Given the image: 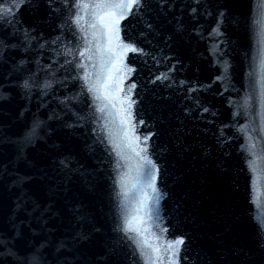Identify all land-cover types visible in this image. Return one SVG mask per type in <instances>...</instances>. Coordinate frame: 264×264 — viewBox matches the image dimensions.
<instances>
[{
	"label": "snow or ice",
	"instance_id": "1",
	"mask_svg": "<svg viewBox=\"0 0 264 264\" xmlns=\"http://www.w3.org/2000/svg\"><path fill=\"white\" fill-rule=\"evenodd\" d=\"M145 0H80V3L76 6L83 12V16L80 13H77L73 19V22L80 26L81 31H85L81 21L84 19V16H88L90 19L88 21V27L92 30L91 36L92 40L95 41L94 44L86 41V46L83 51L79 52L81 58H86L89 61H97L92 63L91 67L97 69L96 79L93 80L92 76L89 75L87 68L89 65L79 64L77 67L85 69L83 77H81L88 86V92H94L97 94L96 98L98 100L106 101L103 107L99 108L100 112H104L106 108L111 107L118 109L117 116L118 120L115 121L121 129V140L122 141H131L140 145L141 141L139 137H136L134 134L133 127V115L132 107L134 101L130 96H121V93L125 92V88L122 86L124 79L128 76L129 73L135 72L136 69L125 64L124 60L128 53H143V49L136 46L134 43L125 42L120 35V23L122 20L127 19L134 11H139L143 8ZM8 13L12 12L11 8L7 9ZM223 15V13H221ZM6 20L7 18L4 17ZM151 25H149V28ZM25 40L28 41V47H31V41L37 40L36 36H31L30 33L25 29L24 30ZM38 43V40H37ZM55 43V41H53ZM91 44V46H88ZM8 45L3 38H0V48H6ZM40 48H43V44H39ZM28 51V48H25V52ZM26 61H20L22 66ZM67 63H71L68 61ZM61 67H64L61 65ZM31 78L23 79L20 87L25 90H30L32 84L30 83ZM157 79H167L166 75L157 77ZM49 84H45L44 87H49ZM4 85L0 84V91L3 90ZM131 88H135V84L131 85ZM131 89H129L130 91ZM207 111V109H205ZM141 123H143L141 121ZM74 125H69L73 127ZM33 132L24 138L26 142L30 141L31 136L34 135ZM147 137H144V140H147ZM115 144V150L118 155H121L120 144ZM128 146H131L129 144ZM146 151V147H140L139 151L136 152L137 157L143 161V172L144 175L149 177V182L147 187L151 190L152 193L157 192L155 186V164L148 159L147 156L141 155V153ZM75 161L71 156H66L64 160L60 161L61 167L71 172L73 171L71 165ZM151 166V170L144 166ZM31 177L28 174L19 175L15 177V184L24 189L30 182ZM123 186V185H122ZM156 200L158 203V196L153 197L147 194H144L143 200L140 201V208L137 211L143 212V215L133 216L131 220L125 221V226L121 229L126 235L128 233H135L136 236H128L129 240H132L133 243L137 244L142 255L145 257V264H161L160 256L161 253L165 255H170L172 258L177 256L176 246L183 245L185 243L183 238H178L172 242H165L163 246L159 245L160 237L155 233L152 234V241L150 242L146 233L150 228L155 225L150 224L149 222L154 219V210L151 207L153 200ZM34 209L38 208L36 202H33L31 205ZM51 207L48 209V214H51ZM162 232L166 229H161ZM139 237V239H137ZM77 238L79 240H87V234H78ZM0 247L5 248V251L0 252V264H6V260H11L14 264H44L42 259L43 252L46 250V244H40L39 248H34L32 250L31 256H21L18 250L15 249V245L8 247L2 241H0ZM61 247L66 248V245H61ZM264 247V244L261 245ZM57 264L59 262L57 261ZM65 264H69L68 261H65ZM167 264H172V261L169 260Z\"/></svg>",
	"mask_w": 264,
	"mask_h": 264
}]
</instances>
